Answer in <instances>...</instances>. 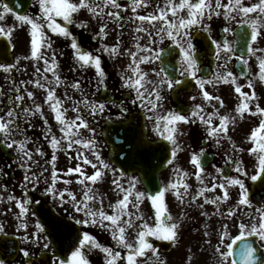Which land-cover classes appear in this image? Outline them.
<instances>
[{"label":"snow or ice","instance_id":"snow-or-ice-1","mask_svg":"<svg viewBox=\"0 0 264 264\" xmlns=\"http://www.w3.org/2000/svg\"><path fill=\"white\" fill-rule=\"evenodd\" d=\"M152 8L146 14H139L138 9ZM108 9L107 11H105ZM121 9L132 12L136 21L140 23L136 26V33H143L147 38L146 43H141V36L137 35L135 39V50L128 48L121 49V44L118 42L114 45H103L94 54L91 51L83 50L73 34L70 26L76 25V16L82 10L96 17L101 22L99 23L98 32L94 38H102L107 35V24L102 22V18L107 16L109 20L117 23L123 28L124 17L121 16ZM7 14H13L15 20L21 25H26L29 29L30 37V57L37 62L35 68V78L28 81H20L19 85L15 82L8 91H15L14 96H9L7 104L8 111L0 115V146L12 150L15 148L18 159L21 161L20 167L25 170L22 177L20 187L22 189V197H17L8 190L7 184H0V200L7 193V201L14 202L18 209L16 219L19 221L18 228L24 230L25 235L22 237L25 241L31 240L32 243H39L43 237L45 243L43 247L48 249L53 241H57L60 247H63L64 240L60 236L61 226L64 229L71 230L72 226L58 219L57 217L48 216L44 222L41 219H36L34 223V231L31 235L28 234L29 224L27 217L36 216L35 211H30L35 202L28 195V187L36 189L41 182V178L45 173L49 172L48 168L42 171H34L33 165H38L39 161L33 159V151L27 147L32 140L26 132L21 130L18 121L23 116L32 117L39 114L44 116L43 106L40 103H35L32 106H23L25 96L29 100L34 99L35 93L24 88L21 92L20 88L24 85L31 84L34 89H42L46 92L43 103L48 105L54 115V120L59 125L60 136H57L51 126L48 124L47 118H44L45 133L44 140L52 150L51 159L46 161L50 164V175L45 179L44 193L50 195L54 201H58L60 205L71 204L74 213H82V219H75V224L86 226L93 225L101 230L109 233L114 245H106L101 243L96 235L89 231H83L69 243L68 254L63 257H55L52 264H91L89 259L93 250H99L103 254L104 264H166V261L160 257L158 249L150 241V238H155L160 241H169L176 243L180 236L182 227L180 217H173L169 211L165 201V193L168 191L174 192L177 200L184 203L185 197L189 194L190 185L186 182L188 173L179 167H174L173 172L176 176L174 181H170L164 187L159 188L155 193H145L136 191L137 178L134 176L128 177L127 187L122 182L125 177V172L120 171L106 161L99 149L95 140V128L90 126L89 119L93 120L98 114L105 112V109L112 104L118 107L119 112L123 115L128 111L123 101L118 105L112 101L90 100L87 94L83 93L81 81L74 80L70 87L73 90L81 91L82 95L77 100L71 111L75 113L73 118L67 117L68 108L64 107V100H72V97L65 91L63 99L56 95L57 88L61 85L68 87V82L62 79L59 71L57 60V52L53 50L52 34L56 36L70 39V47L73 50L74 58L79 68L92 67L95 69L97 89L106 87L104 77L105 70L102 66V58L99 53H108L109 56L115 58L121 55H127L130 62L126 65V69L121 73L120 79L122 87L131 89L135 92V97L131 103L135 104L138 101L142 107L148 111L155 113V128L154 131L162 136L165 140L171 142L172 151L171 159L167 160L169 165H172L177 157V153L181 146L178 142V136H183L185 133L178 128L180 122L189 123L198 119L204 124L206 132V140H214L216 145L221 143V139L226 138L231 141L229 133V125H235L237 120L244 119L245 114L251 116H259L258 126L252 128L250 135L247 137L253 143V147L247 151L256 157V166L264 173V107L257 100L255 85L251 78L247 79V87L250 92L243 91V85L238 83L237 76L228 70V62L234 57L239 59L241 64L248 66L249 61L245 59V55L241 54L236 57L235 42L224 39L222 41L212 40L215 46V56L217 60L224 57V61L218 66V70L213 72L210 78L204 79L198 77L200 66L197 60L196 47L193 43L192 29L197 26H203L205 31L208 30V25L204 24L205 20H211L214 16H222L225 21H238L242 25H249L251 32H243L240 34L241 39L250 38V43L246 45L248 54L256 55L257 52L264 53V48L256 49L253 47L254 42L264 36V0H256L253 3H245V0H130V4L121 5L118 0H37V11L34 14H16L13 9L0 0V21H4ZM239 18V19H238ZM132 20V17H128ZM145 22L147 27H145ZM86 27L84 23L78 25ZM15 25L4 27L0 24V35L11 38ZM232 28L225 26L224 32H231ZM169 39L173 44L179 47L181 53L180 66L183 69L181 75H190L199 85L201 94L205 101L213 107V111L204 113V108L201 104H196L194 109L190 111V115L182 114L180 111H170L165 115L157 112L160 107V102L164 99L161 94V89L165 86L171 89L174 84H179L180 81L173 80L163 67L159 70L153 69L155 77L158 79H150L149 74L141 69V64L159 59L158 51L154 50L153 45L157 40L164 41ZM62 55V53H61ZM258 61V72L255 73L256 78L260 82H264V55L256 56ZM43 63V68L39 66V62ZM19 64L17 58L16 64L0 63V70L5 73L12 72ZM51 73V77L47 74ZM240 76H244V69L241 70ZM249 76L251 72L249 70ZM232 84L234 92L239 96V102L235 105L234 111L231 113L221 114L220 109L224 108L225 101L219 95H213L205 90V85ZM5 95L4 91H0V96ZM216 101L219 108L212 104ZM81 106L87 110V117L82 113ZM148 119H153L149 116ZM214 119L219 122L214 123ZM29 127L34 125L28 122ZM81 129H87L91 133L90 137L85 138L81 135ZM20 136L21 138H17ZM71 152L76 147L75 159L80 161L75 167H69L65 172H61L55 166L57 160L56 152L64 149ZM233 150L243 152L245 149L237 147L233 142ZM90 152L94 159H90L86 151ZM131 151V149H130ZM204 149L199 152H193L190 157V163L195 167L194 173L196 181L201 185L196 193L191 196V202H196L199 198H204V203L217 205L219 211V203L229 199V187L238 185L240 188L239 204L249 205L247 192L244 181L238 177L222 176L217 181L216 176H211L213 181L209 187L205 183L204 175L206 168L202 159ZM35 154L41 157L45 156V152L39 146L35 148ZM231 159V157H229ZM237 173L247 172L242 167V162L234 161ZM90 166L94 171L92 174H87L83 166ZM10 167V165H9ZM110 171L114 177L111 181L112 185L120 194L115 203H110L109 208L112 212L109 213L104 209L103 198L95 193L93 185L101 181L105 177V173ZM217 173H221L222 169L217 167ZM118 173V175H117ZM76 175V183L81 186L82 194L78 198V194L70 187L57 188V183L61 182L64 185H72L71 179H63V176ZM0 175L7 176L8 173L0 169ZM211 175V174H209ZM257 179L256 175L251 177ZM217 188L222 190V195H218L213 199L205 196L206 192H214ZM182 189V191H181ZM151 201L154 209V224H149L144 220L143 214L139 212L140 205L146 197ZM99 201V207H96V202ZM134 209L135 211H131ZM203 208L204 205H199ZM49 211L50 210H46ZM236 210L229 208L228 216H234ZM257 217H253L249 223L241 221L238 224V234L231 235L228 230V225H222V231L219 233V242L215 245L214 251L217 254L219 264H259L257 259V248L248 240V237H258L261 242H264V208L256 209ZM204 215H207L206 213ZM183 216V213H181ZM4 226L0 225V231H3ZM135 230L133 240L129 239V230ZM47 234V235H46ZM205 235H208L206 232ZM51 236V239L48 237ZM229 241L225 243V241ZM239 242V244H238ZM210 243V241H209ZM238 244V249L234 248ZM23 255L28 257L29 251L21 249ZM151 253V255H149ZM143 258V259H142ZM190 259V257H189ZM0 264H5L4 259H0Z\"/></svg>","mask_w":264,"mask_h":264},{"label":"flooded vegetation","instance_id":"flooded-vegetation-1","mask_svg":"<svg viewBox=\"0 0 264 264\" xmlns=\"http://www.w3.org/2000/svg\"><path fill=\"white\" fill-rule=\"evenodd\" d=\"M99 2V0H97ZM121 5L130 4V0H118ZM162 2V0H161ZM226 2V0H225ZM256 0H245V3H253ZM33 11L34 13L37 11V0H34L33 3ZM106 9L105 11H107ZM152 8L148 9H138V13L143 15L146 12L152 11ZM121 16L124 17V20L121 21L123 23V28H121L117 23L109 20L107 16L102 18V22L107 24V35L102 38H94L98 32L99 23L101 22L96 17H93L91 14L87 13L86 10H82L76 16V25L70 26L73 31L74 36L79 42L81 48L83 50L91 51L94 54L97 52L99 48L103 45H114L118 42L121 44V49L128 48L131 50H135V39L137 35L141 36V43H146L147 38L143 33H136L135 28L140 23L135 20L130 9L128 11H124L121 9ZM128 17H132V20H129ZM239 19V18H238ZM84 23L86 27H79L78 25ZM0 24H3L4 27H11L15 25L13 34L11 38H9L11 43V55H12V64H16L17 58H19V64H17L16 68L13 69L12 72L3 73L1 78V89L5 92L0 98V103L5 108V112L8 111L9 105L7 104L8 97L14 96L16 94L15 91L9 92L12 84L15 82L19 85L20 81H24L25 73L31 74L35 76V68L37 66V62L33 63V70L26 71L24 67V60L26 56H29L30 46L25 45L23 40L24 28L18 21L15 20L14 15L11 17L9 14L6 15L4 21H0ZM205 25H208V30L205 31L203 26H197L193 28V43L196 47V52L199 54V58L203 66H208L211 61L215 62V66L212 69L209 77L210 78L213 72L218 70V66L221 65L224 61V57L221 56L220 60L216 59L215 52L214 55L210 54V50L208 47L214 46L212 42L204 43L197 39L196 32L204 31L207 32L210 36V40H218L222 41L224 39H228L229 41L235 42V29L240 25L238 21L228 22L223 19L222 16L216 17L214 16L210 21L205 20ZM229 26L232 28L231 32H224L225 26ZM147 23L145 22V27H147ZM222 31V34L221 32ZM1 36V35H0ZM53 41V50L57 52V60L59 64V71L62 78L66 79L68 84L75 80L81 81V87L84 94H87L90 100H104V101H112L117 105L120 101H123L128 111L123 115L118 110V107H114L112 104L105 109V112L102 114H98L93 120L91 117H87V110L81 106L82 113L89 119L90 126L95 128V140L97 142V148L101 152V155L104 159H106L105 150H104V132L106 122L109 120H113L120 123H127L128 125L133 124L130 120V116L134 113H140L144 116L145 126L147 130V136L150 140H155L158 138H163L158 133L154 131L155 128V113L148 111L147 108L142 107L140 102L133 104L131 103L132 99L135 97V92L131 89H126L122 87V81L120 79L121 73L126 69V65L130 62L129 57L125 55L117 56L115 58L109 56L108 53H99L102 58V66L105 70V85L106 87H100L97 89V80L95 69L92 67L88 68H79L75 62L73 50L70 47V39L65 37L56 36L52 34ZM258 45L261 47L264 45V36L259 38L256 41ZM255 43V42H254ZM254 45V44H253ZM173 46L174 48V56L179 55V47L172 43L171 40L165 39L164 41L157 40V43L153 45L154 50L159 52L161 49ZM62 53V55H61ZM256 55H248L245 59H248L249 64L247 66V75L245 77H241L237 71L235 70V63L239 59L235 57L228 62V70H231L238 78V83L243 85V91L250 92L251 90L247 87V79L251 78L255 85V92L257 100L253 102V110L254 105L258 102L262 107H264V82H260L255 73L258 72V61ZM239 55H236L238 57ZM39 66L43 68L42 61L39 62ZM200 69H201V65ZM161 68V64L159 59L152 61L151 63H143L141 64V69L149 74L150 79H158L155 77L153 73V69L159 70ZM249 70L251 72V76H249ZM183 69L180 66V57H179V71H178V79L192 80V86H181L178 90V99L186 106L182 114L190 115V111L194 109L196 104H201L204 108V113L213 111L212 105H210L207 101L204 100L199 85L196 84L195 80L190 75H181ZM51 77V73L47 74ZM198 77H202L200 72L197 74ZM204 78V77H202ZM204 78V79H207ZM176 84H174L173 88L169 89L165 86L161 89V94L164 99L160 102V107L157 112L161 115H165L170 111H178L176 103L173 101L172 91L176 88ZM234 85L232 84H220V87H215L212 84L205 85V90L210 92L213 95H219L225 101L224 108L220 109L221 114L231 113L234 111L235 105L239 102V96L234 92ZM71 97L72 100H66V106L69 108L70 112H68L67 117L71 118V108L73 104L81 98V91L75 90L73 93V89H71ZM20 91H24V86L20 88ZM35 103H40L44 101V97L40 92L36 93ZM27 102L24 101L23 106L26 105ZM212 104L216 105L219 108V104L216 101H213ZM43 106V105H42ZM44 116L41 117L39 114L27 117L23 116L20 121H18L21 130L26 132V134L32 138V140L28 143L27 147L31 149L34 153L33 159L39 161L38 165H33L34 171H42L45 168L49 169L48 173H45V176L41 178L40 184L36 189H33L31 186L28 187V195L35 201L39 202V205L34 203L30 208V211H35L36 216L32 217L29 215L27 217V222L29 224L28 234L35 230L34 223L36 219H41V222H44L45 218L48 216L57 217L60 220L67 221L69 225L72 226V229L69 231L64 229L61 226L60 236L63 238L64 243L63 247H60L57 241H53L51 246L48 249L43 247L45 240L42 237L39 243H32L31 240L25 241L22 237L25 235L24 230L18 228L19 221L16 219L18 214V209L15 207L14 202L7 201V193L4 194V198L0 200V225H3V231H0V259L5 260V264H52V261L55 257H63L68 254V245L69 243L77 236L78 232L82 233L83 231H89L91 234L96 235L97 239L106 245H114V241L111 238L105 239L104 231L100 228L93 225H78L75 224L73 216L75 219H82V213H74L72 209V205H60L58 201H54V199L50 195H45L44 188L45 179L50 175V164L46 163V161L51 159L52 150L50 149L47 142L44 140L43 136L45 133V125L44 118H47L48 124L51 126L52 131L60 136L59 125L55 123L54 115L53 121L48 116L46 107L43 108ZM186 112V113H185ZM149 116H152L153 119H148ZM259 116H251L247 113L245 114L244 119L237 120L235 125H229V133L231 136V141L226 138L221 139V143L216 145L214 140H206V132L205 125L202 124L198 119H195L193 122L184 123L180 122L178 124V128L181 132L185 133L183 136H178V142L180 143V150L177 153V157L172 165L167 163L166 169L162 172L164 173L163 178H161L162 185L168 184L170 181H174L176 176L173 172L174 167H179L188 173L186 178V182L190 185L189 189L198 190L201 185L196 181L194 173L196 171L195 167L190 163V157L193 152H199L201 148L205 151L202 154V159L205 164L206 173L204 175L205 183L210 187L212 184L211 176H216L217 181H219L224 173H228L229 176L238 177L244 181L245 189L247 192V198L249 202L253 204L254 209L264 208V196L262 195L263 191H258L257 193H252L253 181H249V170L255 169L256 167L253 162L250 164V157L248 154V139L247 137L250 135L249 126L256 127L259 124ZM31 122L33 127L28 126V122ZM214 123H218L217 119H214ZM81 135L85 138L90 137L91 133L87 131V129H81ZM17 138H21L17 136ZM169 142V141H168ZM233 142L239 148L245 149L243 152L234 151L232 144ZM171 148L173 147L171 142H169ZM39 146L45 152V156L41 157L38 154H35V148ZM15 153L12 156L7 154H3L0 152V169H3L8 173L7 176L0 175V184H7L8 190L13 194L17 195V197H22L23 192L20 187L22 182V177L25 174V170L20 167L21 161L17 157V153L15 148L12 149ZM77 148L74 147L71 152L66 149V145H64V149L56 152L57 160L55 162V166L62 173L65 172L69 167H75L78 161L75 159ZM86 154L89 155L90 159H94L90 152ZM205 155V156H203ZM231 157V159H229ZM239 160L242 162L243 169L247 172V175H244L243 172L237 173L235 171V163L234 161ZM112 164V163H111ZM10 165V167H9ZM229 168L224 171L225 167ZM84 170L87 174H92L94 171L90 166H83ZM115 168V166H112ZM219 167L222 169L221 173H217L215 169ZM259 169V168H258ZM161 173V174H162ZM211 174V175H209ZM131 175V174H128ZM106 176V174H105ZM63 179H71L73 181L72 185H64L61 182L57 183V188L61 189L64 187H70L73 191H75L79 196L82 194L81 186L76 183V175L73 174L71 176H63ZM94 191L98 196L103 198L104 209L106 210V201L107 205L109 203H114L116 195L115 188L111 182L106 183V178L104 177L101 181H98L95 185H93ZM114 192V193H113ZM217 192H222L220 188H217L214 192H206L205 196L209 199L215 198ZM230 198V208L236 210L235 219H241L242 216L247 212L248 205L239 204L238 201L240 199V188L238 185L229 187ZM196 203L199 205L204 204L208 205L209 203H204V198H199ZM198 205V208L200 209ZM96 207H99V201L95 204ZM109 208V207H108ZM110 209V208H109ZM46 210H50L46 211ZM256 211V210H255ZM207 213V212H205ZM240 213V215H238ZM256 217L258 218V214L256 212ZM47 235V234H46ZM51 239V236L48 237ZM152 242V238H150ZM21 249H25L29 251L30 255L25 257ZM91 264H104L103 262V254L99 250H93L89 257Z\"/></svg>","mask_w":264,"mask_h":264},{"label":"rangeland","instance_id":"rangeland-1","mask_svg":"<svg viewBox=\"0 0 264 264\" xmlns=\"http://www.w3.org/2000/svg\"><path fill=\"white\" fill-rule=\"evenodd\" d=\"M24 29L25 34L22 38L24 39L26 45L30 43V37L29 29L26 26ZM256 54H258V52ZM3 73V70H0V81ZM31 79L32 78H28L27 81ZM31 86V84H28L27 90L32 91ZM65 89V86L61 85L57 88L56 95L59 97L63 96V94L65 93ZM25 101L27 102L28 100L25 98ZM41 104L43 105V108L48 106L44 104L43 101L41 102ZM46 110L48 116L53 121V113L51 112L49 107H47ZM55 123L57 125L56 121ZM251 130L252 127H249V133L251 132ZM253 146V144L252 146L250 144V148ZM105 151H108L107 146H105ZM248 154L250 153L248 152ZM253 175L254 173L250 172L249 178L251 179ZM122 182L124 183L125 187H127L128 177L122 178ZM136 191L145 192L142 186L138 184V182L136 184ZM189 193L190 195L185 197L183 204L180 203L179 200H177L174 192L168 191L165 193V201L168 206V211H170L169 213L173 217H180L182 227L180 229L179 239L175 243L172 250L164 254L161 258L166 261V264H219V260L217 254L214 251V247L219 242L218 237L219 233L222 231V228H220V230H217V218H215V214H220L222 212V217L219 216V220L222 222V225L227 224L229 226L228 230L231 235L238 234V224L240 222H231L232 216L230 218V216H228L225 211L228 210V208L219 209V211H217V205L209 203L208 205L203 204L204 207L198 209L196 207H198L199 204H197L196 206V202H194V205L196 206L194 207L193 202H191V196L195 194V191L193 190ZM114 195H116L117 199L120 198V194L117 190H115ZM218 195H222V193L220 192L217 194V196ZM227 201L220 202L219 205L222 206V204L226 203ZM248 207L250 210L252 209L251 213L253 214V217H256V209H254V207H251L250 205H248ZM129 208L131 211H135L134 209H131V206H129ZM139 212L143 214L144 220H146L149 224H154V209L152 208L151 201L147 198V195L140 205ZM205 212H210V214L213 213V217L210 218L207 215H204ZM181 213H183V216H181ZM238 215H240V213H238ZM243 222L249 223L250 217ZM206 232L208 233V235H205ZM128 236L130 240H133L135 237V230H129ZM104 237L106 240L111 238L109 233L107 232L104 233ZM227 242L229 241L226 240L225 243Z\"/></svg>","mask_w":264,"mask_h":264},{"label":"water","instance_id":"water-1","mask_svg":"<svg viewBox=\"0 0 264 264\" xmlns=\"http://www.w3.org/2000/svg\"><path fill=\"white\" fill-rule=\"evenodd\" d=\"M31 2L32 0H5V3H8L15 12L21 15L28 9ZM246 45L247 42H245L244 48H246ZM0 59L6 60L2 42H0ZM112 128L117 130L115 137L111 135L112 131H107L105 137L113 146L115 152L111 154L113 161L122 170L138 172L148 193H155L161 188L159 173L169 157V154H167L169 146L164 140L148 141L139 123L132 133L123 131L121 125H114ZM1 148L3 151H7L5 147L1 146ZM259 184L264 185V176ZM248 240L257 248L259 264H264V249L258 246L257 238L251 236L248 237ZM238 244L234 248L238 249ZM171 245L170 242L165 241L159 243V246L164 250H169Z\"/></svg>","mask_w":264,"mask_h":264}]
</instances>
